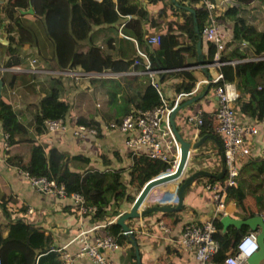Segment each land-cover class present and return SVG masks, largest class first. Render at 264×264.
Instances as JSON below:
<instances>
[{
  "label": "crops",
  "instance_id": "crops-1",
  "mask_svg": "<svg viewBox=\"0 0 264 264\" xmlns=\"http://www.w3.org/2000/svg\"><path fill=\"white\" fill-rule=\"evenodd\" d=\"M13 1L0 0V97L11 103L24 129L13 135L14 141L9 143L5 151L2 145L5 137L0 120V198H12V201H8V209L14 218L23 217L27 222L44 228L46 233L52 235L55 246L74 254L80 247L83 236L92 238L106 234L105 225L115 221L119 214L107 215L101 220L94 219L92 210L81 211L79 203L72 196L45 192L33 184L22 173L21 166L29 161L32 145L39 143L46 151L50 147H56L65 152L70 156L68 162L74 170H80L83 166L79 160L73 159L74 155L87 157L86 166L99 170L120 169L122 179L128 186L129 165L134 157L125 146V133L118 129L104 128L103 124L109 120L120 121L132 108H137L145 86L152 84L160 94L161 104L171 107L170 115H174V122L185 138L192 139L203 133H214L218 137V133L214 131L218 124L214 78L222 72L219 67L221 65L214 62L207 66H188L200 58L213 60L217 56L215 54L212 58L208 57L210 42L202 36L201 43L198 42L196 24L201 29L208 19L207 10L199 0H77L81 10L80 16L76 18L82 24L86 22L88 27L84 36L76 38V41L70 37V28L66 27L64 32V21L55 18V15L48 17L45 13L33 14L26 11L29 6H35L37 0L23 1L25 4L14 6L16 11L13 13L14 17H11L7 4ZM213 2L217 4L214 14L225 32V44L220 53H227L233 46H238L248 54L238 62L264 59V52L259 56L246 40L233 37L234 15L225 11L236 6L235 16L242 17L245 23L263 31L264 0ZM134 4L146 10L142 17ZM162 5H165L166 13L159 12ZM202 10L206 11V15L200 24ZM16 16L17 19L13 20ZM50 19L53 26L49 25ZM14 22L22 27L24 38H20V30ZM153 34H160L161 42L164 40V51L159 55L168 66L164 71L158 68L160 65L155 56V50L161 46V42L155 44L147 40V36ZM173 34L177 36L171 37ZM90 42L100 46L99 50L109 60V65L102 71H87L80 65H72L73 53L87 51ZM186 44H190V47L185 48ZM233 59L237 58L229 60ZM112 61L126 68L113 70ZM171 71L174 75L163 78L164 72ZM183 78L193 82L189 91H178L176 88V84ZM225 87L234 98L232 104L237 116L246 124H255L257 132L250 136V153L238 162L239 170L233 185L242 194L225 197V213L221 212L218 218V233L227 228L234 231L250 228L258 234L259 229L251 228L244 221L240 224L228 222L225 227L221 221L224 216L229 220H245L251 215H260L264 221V118L250 116L241 110L237 103L240 95L235 81H225ZM53 88L57 89L60 100L68 105L67 112L61 116L68 127L60 132L45 133V129H37L36 115L40 110V99ZM194 114L203 116L202 124L206 121L207 126H210L209 130L201 127L196 131L193 125L186 122V117ZM78 118L91 121L89 125L96 127L99 132L77 137L72 126L75 122H80ZM211 146L214 148L213 159L216 158L219 147L210 138H206L197 149L192 150L189 175L196 171L195 167L197 170L204 169L202 163L207 161L205 155ZM178 178L180 185L182 174ZM205 182L206 179L188 186L185 199L183 198L184 204L182 202L177 215L167 216L166 221L174 231L181 230L187 221L212 216L214 202L203 194L202 184ZM161 187L169 188V192L178 198L179 187L175 184L156 188ZM134 188L137 187L128 186L129 195L137 194L133 192ZM160 192L161 190L153 191L151 199ZM131 202L121 200L120 211L127 209ZM83 204L93 207L84 202ZM20 206L25 209H19ZM28 208L32 211L29 212ZM157 218H161L160 213L154 211L127 221L133 228L141 264H197L193 255L174 242L160 241L161 230L158 229V224L155 225ZM8 224L9 218L0 207V236L6 234ZM230 236L236 238L235 235L229 234L228 237ZM127 238L128 240L120 243L119 249L106 251L115 264H137L134 245L130 237ZM222 240L230 242L227 238ZM232 248L234 252L232 245L227 248L226 253H231ZM74 264L95 263L88 256H79L75 257ZM242 264L250 263L246 260ZM259 264H264V258Z\"/></svg>",
  "mask_w": 264,
  "mask_h": 264
},
{
  "label": "trees",
  "instance_id": "trees-1",
  "mask_svg": "<svg viewBox=\"0 0 264 264\" xmlns=\"http://www.w3.org/2000/svg\"><path fill=\"white\" fill-rule=\"evenodd\" d=\"M23 1L27 2V0H14L8 4L7 11L11 17L12 15L14 17L16 11L14 6L25 4ZM37 2L39 4H35L36 14L45 13L48 17L55 15V18L64 21L62 22L65 26L64 32H66V27L70 28L69 32L72 34L70 37L73 41H76V38L84 36L88 25L86 22H83V24L80 23L76 18L80 16L81 10L77 0H37ZM134 5L139 8V15L142 17L146 10L138 4ZM160 11L166 13L165 5H162L159 9ZM225 11L227 13L232 12L234 15L233 37L238 40H246L252 47L253 52L261 56L264 52V30L259 31L251 24L245 23L242 17L235 16L237 12L236 6H231ZM205 15L206 11L202 10L200 24H202ZM16 19L17 16L13 20ZM49 23V25L53 26L51 19ZM168 23L172 27V24L170 22ZM14 25L20 30V38H24L25 35L22 27L15 22ZM174 36L177 35H171V37ZM72 39L71 42H73ZM172 40L173 42H177L175 39ZM162 44L164 45V40H162L161 46L155 50V56L158 59L157 63L160 65L158 68L167 69L168 66L159 58L160 53L164 51ZM89 46L90 48L87 51H76L73 53L72 65H80L87 71H102L107 68L109 65L108 58L102 54L99 47L93 42ZM189 47L190 44H186L185 48ZM216 49V45L210 42L208 45L209 58L214 57ZM247 55V52L240 50L238 46H233L227 53L222 51L219 54V60L226 61L232 58H246ZM111 63L113 64V70L126 68L123 65L114 64L113 61ZM220 68L224 81L236 82L240 95L237 103L241 110L250 116L264 118V59H248L235 64L224 63ZM172 73L173 71L164 72L163 78L174 75ZM192 86L193 82L185 78L176 84L178 91H189ZM160 104V94L152 84H147L141 93L137 108L141 110L151 109ZM67 110V103L60 100L57 89L53 88L50 93L40 99V110L36 115L37 129L40 131L44 129L45 119L64 116ZM0 120L3 132L9 133L8 143L14 141L13 135L16 132L24 129L11 103L2 97H0ZM78 120L87 124L91 123V121L83 118H78ZM205 126L209 130L210 126H207V123H205ZM69 159L70 156L65 152L59 151L56 147H50L46 151L44 146L38 143L32 145L29 161L21 166L30 176H45L48 179H53L57 184L62 183L67 193L76 192L81 195L86 205L94 207L91 215L92 218L98 220L105 219L107 215L114 216L120 214L121 208L119 202L123 199L126 201H132L134 199L135 196L129 195L128 193V186H134L140 189L149 178L157 175L162 169L169 166L167 162L159 159L149 158L145 155L134 156L129 165L130 179L129 185L127 186L122 179L120 169L99 170L91 166H86L88 163L87 157L74 155L73 159L79 160L83 164L81 166L82 169L74 170L69 165ZM207 178H199L195 183L204 179L207 180ZM237 188L233 184L229 185L226 189V197H237L241 195L242 193H239ZM8 201H12V198L9 196L7 198H0V207L3 213L9 218L7 232L4 236H0V264H12L18 256H23L25 259L17 258L16 264H31L28 258L34 255H38L36 264H61L60 250L59 247L53 244L52 235L46 233L44 228L27 222L23 217L14 218L9 213ZM19 209L23 210L25 208L20 206ZM105 229V233L112 236L118 243H123L128 240V236L123 233L121 226L115 221L107 223ZM249 230L251 229L243 228L239 231H234L232 228H227L225 231L215 234V236L219 239H228L229 234L237 237ZM232 245L231 242L221 241V245L212 259L216 262L222 261L227 255V248ZM231 253H233V248Z\"/></svg>",
  "mask_w": 264,
  "mask_h": 264
},
{
  "label": "built area",
  "instance_id": "built-area-1",
  "mask_svg": "<svg viewBox=\"0 0 264 264\" xmlns=\"http://www.w3.org/2000/svg\"><path fill=\"white\" fill-rule=\"evenodd\" d=\"M199 2L206 8L208 13L207 22L200 29L201 36L206 41L216 45L215 54L218 56L224 48L225 32L214 14L217 4L213 0H199ZM147 40L159 44L161 35H149ZM217 56L215 58L218 59ZM239 59L228 61L218 59L217 63L218 65L227 62L234 64ZM160 71L164 70L160 69ZM214 81V94L218 105L215 113L218 124L214 127V131L218 133L222 147L216 152V158L210 161L204 160L202 163L204 170L207 172L205 177L212 173L204 185L202 184V188L204 189L203 194L214 202V212L211 217L195 218L193 221L185 222L178 239L182 249L193 255L197 264H242L258 249L256 230L251 229L236 238L228 237V240L233 243L234 252L227 253L220 262H216L212 258L219 249L221 241H223L217 238L215 234L219 232L220 227L218 218L221 216V212L222 214L225 213L226 189L235 181L239 170V160L250 153V136L257 132V127L255 124H246L237 116L232 104L234 98L226 90L222 72L217 74ZM171 111V107L166 104H160L145 110L132 108L120 121L109 120L103 124V127L123 131L125 133V146L133 157L145 155L149 158L167 162L169 166L162 169L157 175L166 174L173 170L179 157V143L170 124ZM202 120L203 116L197 114L186 117V122L193 125L194 129H197L196 131L200 128ZM67 127L64 117L47 118L44 121L45 133L60 132ZM72 131L77 137L99 132L96 127L83 122H75ZM4 137L2 145L3 150L6 151L9 147V133L4 132ZM197 169L195 167V170ZM216 170L219 172H216ZM22 173L45 192L56 193L60 196H72L79 203L81 211L94 210V207H87L83 204V198L78 193H67L63 184H57L53 179H48L45 176H30L23 169ZM214 174H218L219 178H214ZM28 211L30 212L32 209L28 208ZM120 246V243L108 234L95 235L92 238L83 236L80 247L74 254L59 248L61 264H74L75 257L79 256H88L95 264H115L106 251L119 249Z\"/></svg>",
  "mask_w": 264,
  "mask_h": 264
},
{
  "label": "water",
  "instance_id": "water-1",
  "mask_svg": "<svg viewBox=\"0 0 264 264\" xmlns=\"http://www.w3.org/2000/svg\"><path fill=\"white\" fill-rule=\"evenodd\" d=\"M12 3V2H9ZM8 3V4H9ZM7 4V6H8ZM11 5V4H10ZM17 6V5H15ZM22 10V9H21ZM24 11V10H22ZM28 12H32L33 14L36 13V7L29 6L28 9L26 10ZM196 31L198 32L199 38L198 42L201 43V33L200 29L198 28V25L196 24ZM91 43V42H90ZM89 43V44H90ZM87 46V49L90 48V46ZM98 46V45H97ZM100 47V46H98ZM101 48V47H100ZM218 59L214 58L213 60H207L204 58H200L197 61L189 64L188 66L191 65H197V64H211L214 62H217ZM160 83V80H158ZM1 86H2V80L0 79V95H1ZM194 99V98H193ZM192 99V100H193ZM173 113V112H172ZM174 117V115H173ZM172 117V114L170 115V124L172 127V130L174 132V135L176 139L178 140L179 143V157L176 162V165L174 166L173 170L166 173V174H160V175H155L149 178L141 187V189L137 192L135 195L134 199L132 200L130 206L123 210L117 217L115 222H117L125 235H128L132 241V244L134 245L135 248V256H136V262L137 264H141V256L139 252V248L137 246V241L136 238L133 234V228H131L128 224V219L134 218V217H139L142 214L148 213V212H159L161 218H157L155 225L158 224V229L160 228L161 230V237L159 238L160 241H167L170 240L171 243L173 242L177 244L179 248H182L181 245L179 244V233L180 230H176L173 227H171V224L166 221L167 216H174L177 215V212L180 210L182 206V200L183 198L179 196V198L173 196L169 192V188H162L159 189L161 192L157 195L154 196V199H151V194L153 191H156V187L164 186V185H172L175 184L176 186L179 187V176L182 174V181H183V191L186 189L188 186L189 182L195 175H197V170L195 171L194 174L190 175L188 174V169L191 168V165L189 164V160L191 159V152L192 150L197 149L206 138H210L215 141V143L218 145L219 149H221V142L218 139V137L214 133H203L200 136L194 137L192 139H187L181 134L179 129L177 128L174 119ZM206 122H203V124L200 126L202 128H207L205 126ZM214 153V148L213 146L208 148V151L205 155L206 160L212 159ZM205 175H206V170H204ZM202 173V174H203ZM212 175V173H210ZM157 190V192L159 191ZM154 203H151L153 202ZM223 227L226 226L228 222H233L235 224H240L242 221L247 223L251 228L253 229H259V232L257 234V242H258V249L247 258V261L250 264H259L260 261L264 258V221L260 215H251L245 220H240V219H231L229 220L227 216H224L221 218ZM177 246H175V249L178 250ZM165 249V248H164ZM166 253V249H165ZM17 258L19 259H25L23 256H18ZM17 258L12 264H16ZM29 262L31 264H36L38 255H34L30 258H28Z\"/></svg>",
  "mask_w": 264,
  "mask_h": 264
},
{
  "label": "bare ground",
  "instance_id": "bare-ground-1",
  "mask_svg": "<svg viewBox=\"0 0 264 264\" xmlns=\"http://www.w3.org/2000/svg\"><path fill=\"white\" fill-rule=\"evenodd\" d=\"M204 172V169H200V170H197V175H195L194 177H193V179H191L190 180V182H189V184H188V186H191V185H193L194 183H195V181L197 180V179H199V178H202V177H205V173H203ZM195 173V172H194ZM194 173H192V174H194ZM202 173H203V175H202ZM191 174V175H192ZM190 176V175H189ZM210 176V174L208 175V177ZM207 177V176H206ZM213 177H215V178H219V175L218 174H214L213 175ZM181 186H183V181L181 182V184H180V186H179V188H178V198H179V196L180 197H182V198H184L185 199V195H186V193H187V191H188V186L186 187V189L183 191V188H181ZM182 202H183V200H182ZM183 204H184V202H183ZM150 213V212H149Z\"/></svg>",
  "mask_w": 264,
  "mask_h": 264
},
{
  "label": "rangeland",
  "instance_id": "rangeland-1",
  "mask_svg": "<svg viewBox=\"0 0 264 264\" xmlns=\"http://www.w3.org/2000/svg\"><path fill=\"white\" fill-rule=\"evenodd\" d=\"M135 190L133 191L135 194L137 193V188H134ZM158 189H162V187L161 188H156V190H158Z\"/></svg>",
  "mask_w": 264,
  "mask_h": 264
},
{
  "label": "clouds",
  "instance_id": "clouds-1",
  "mask_svg": "<svg viewBox=\"0 0 264 264\" xmlns=\"http://www.w3.org/2000/svg\"><path fill=\"white\" fill-rule=\"evenodd\" d=\"M115 220V219H114Z\"/></svg>",
  "mask_w": 264,
  "mask_h": 264
}]
</instances>
